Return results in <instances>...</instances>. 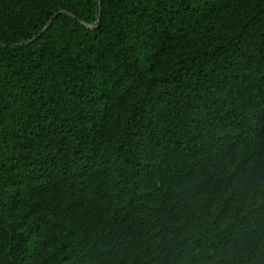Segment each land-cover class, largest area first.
Masks as SVG:
<instances>
[{
  "label": "trees",
  "instance_id": "obj_1",
  "mask_svg": "<svg viewBox=\"0 0 264 264\" xmlns=\"http://www.w3.org/2000/svg\"><path fill=\"white\" fill-rule=\"evenodd\" d=\"M0 264H264V0H0Z\"/></svg>",
  "mask_w": 264,
  "mask_h": 264
}]
</instances>
